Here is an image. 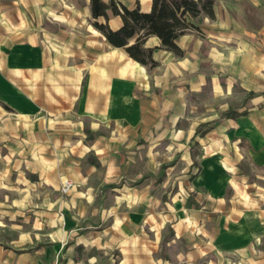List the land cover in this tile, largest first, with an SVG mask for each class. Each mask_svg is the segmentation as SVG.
<instances>
[{
	"label": "crops",
	"instance_id": "1",
	"mask_svg": "<svg viewBox=\"0 0 264 264\" xmlns=\"http://www.w3.org/2000/svg\"><path fill=\"white\" fill-rule=\"evenodd\" d=\"M247 5L264 0L192 19L183 56L147 38L150 68L93 26L91 0H0V264H170L158 251L178 242L176 264H264V69L241 51Z\"/></svg>",
	"mask_w": 264,
	"mask_h": 264
},
{
	"label": "trees",
	"instance_id": "2",
	"mask_svg": "<svg viewBox=\"0 0 264 264\" xmlns=\"http://www.w3.org/2000/svg\"><path fill=\"white\" fill-rule=\"evenodd\" d=\"M217 0H153L152 10L142 12L138 5L134 9L122 5L118 0H91L93 26L106 38L108 43L116 48H125L130 57L144 66L156 67V62L150 51L144 49L147 38L157 36L163 48L183 56V51L177 44L178 39L189 30L195 29L192 19L205 15L211 20L216 18ZM120 16L123 22L119 30H112L107 23H100V18L109 19L108 12ZM135 40L134 44L131 42ZM255 96L251 94L250 97ZM242 114H246L243 112ZM234 109L222 114V118H236ZM211 129L210 124L201 125L196 135L203 136Z\"/></svg>",
	"mask_w": 264,
	"mask_h": 264
},
{
	"label": "rangeland",
	"instance_id": "3",
	"mask_svg": "<svg viewBox=\"0 0 264 264\" xmlns=\"http://www.w3.org/2000/svg\"><path fill=\"white\" fill-rule=\"evenodd\" d=\"M218 1V0H217ZM225 1V0H222ZM240 13V12H239ZM242 18V46L241 51L244 55L250 54L254 58H258V68L260 70L264 69V8L253 9L251 5L245 6L240 14ZM264 81V77L260 78ZM172 232L170 230L164 231V238H169ZM262 248L263 245L261 246ZM186 250L184 243L178 242L177 244H171L167 246L163 244L158 251V257L162 260L168 261L170 264L177 263V255L179 252ZM212 260L210 262L209 258L204 259L202 262L195 264H219L214 257H210ZM215 259V260H214ZM179 264V263H178ZM183 264V263H182ZM220 264H251L250 260H246L236 255L226 254L225 257L221 259Z\"/></svg>",
	"mask_w": 264,
	"mask_h": 264
},
{
	"label": "built area",
	"instance_id": "4",
	"mask_svg": "<svg viewBox=\"0 0 264 264\" xmlns=\"http://www.w3.org/2000/svg\"><path fill=\"white\" fill-rule=\"evenodd\" d=\"M74 183L71 181V180H65L63 183H62V186H61V192L63 195H67L71 192V190L74 188ZM49 264H59V261L58 260H55Z\"/></svg>",
	"mask_w": 264,
	"mask_h": 264
}]
</instances>
